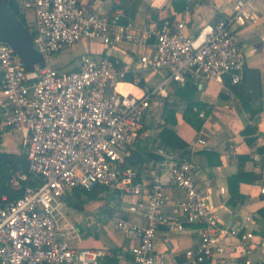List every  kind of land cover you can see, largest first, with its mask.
I'll return each instance as SVG.
<instances>
[{
    "label": "built area",
    "instance_id": "built-area-1",
    "mask_svg": "<svg viewBox=\"0 0 264 264\" xmlns=\"http://www.w3.org/2000/svg\"><path fill=\"white\" fill-rule=\"evenodd\" d=\"M15 3L18 16L26 19L32 11L33 42L46 60L82 39L99 41L107 49L129 43L150 49L140 56L138 68L166 75L140 95L123 92L119 84L128 81L133 68L107 55L84 53L77 67L70 70L47 62L27 71L13 48L0 39L3 117L21 133L30 161V173L18 168L9 180L10 187L23 194L0 204V264H103L104 248H77L61 226L64 195L78 188L91 191L97 187L135 196L128 210L144 222L130 217L115 221L120 232L138 240L131 247L135 264H204L225 254L228 235L239 238L237 256L251 264L254 231L243 232L241 225L221 227L211 194L199 188L189 158L172 155L156 160L159 175L149 187L127 165V159L152 100L168 96L173 83L183 85L190 80L204 85L211 80L225 83L226 79L230 86L244 83L246 57L239 30L255 20L254 1L234 0L230 14L194 36L186 34L184 18L137 24L125 21L123 7L105 14L86 9L81 0ZM199 116L205 118V110L201 109ZM197 142L205 144L206 140L199 137ZM31 174L36 177L34 184ZM165 177L183 191L170 212L164 210ZM247 219L251 221V217ZM191 225H196L198 241L185 250L184 259H168L155 252L161 227L182 230Z\"/></svg>",
    "mask_w": 264,
    "mask_h": 264
},
{
    "label": "crops",
    "instance_id": "crops-1",
    "mask_svg": "<svg viewBox=\"0 0 264 264\" xmlns=\"http://www.w3.org/2000/svg\"><path fill=\"white\" fill-rule=\"evenodd\" d=\"M118 0H81L82 5L90 10L110 13L114 2ZM255 20L239 30L240 45L246 57V70H257L261 77L262 99L258 104L254 99L250 103L260 111L251 118L250 112L243 108L239 94L230 84L211 80L201 85L193 81L185 84L173 83L169 95L156 96L143 122V128L132 139V161L127 165L138 168L139 177L146 186H150L159 175L156 160L177 155L189 158L194 165V174L199 188L208 191L221 227L241 225L242 231L253 230L255 246L250 255L251 264H264V217L260 209L264 207V0H253ZM234 0H142L133 21L160 23L161 18L169 17L173 22L184 18L187 22L186 34L197 35L208 24H214L220 17L233 10ZM29 26L34 25V15L29 11L26 16ZM152 42L154 39L151 40ZM80 49L76 56L77 49ZM64 54L60 65L49 63L61 70L77 67L82 54H103L120 65L133 68L128 74V81L119 84L123 92L140 95L145 89L159 83L166 75L164 71L143 70L138 68L139 58L149 53L150 49L129 43H121L116 49H107L99 41L82 39ZM246 95V76L244 81ZM190 101H201L213 106L205 117L204 125L197 130L184 118L183 113ZM205 110V109H203ZM4 107L0 104V149L18 155H26L23 137L4 121ZM248 125H256L257 131L243 134ZM167 129L168 140L161 132ZM202 137L205 144L198 143ZM250 138L251 141L247 139ZM23 151V153L21 152ZM20 168V167H19ZM163 170L160 171L162 173ZM243 174L240 181H231L236 175ZM163 193L167 197L164 210L170 212L173 202L183 196V191L165 177ZM224 187L225 192L220 191ZM234 191V192H233ZM135 196L121 190L112 191L103 187L88 191L74 189L63 197V205L69 201V211L76 212L74 217L65 219V229L70 242L77 248L100 247L107 253L103 264H135L131 247L138 243L115 227L117 218L130 217L143 223V218L128 210L129 203ZM248 216L251 221H248ZM195 226L182 230H168L161 227L155 245V252L166 258L184 259L186 249L197 245L198 237ZM226 252L222 257H215L204 264H246L238 257L240 240L236 235L224 239Z\"/></svg>",
    "mask_w": 264,
    "mask_h": 264
},
{
    "label": "trees",
    "instance_id": "trees-1",
    "mask_svg": "<svg viewBox=\"0 0 264 264\" xmlns=\"http://www.w3.org/2000/svg\"><path fill=\"white\" fill-rule=\"evenodd\" d=\"M6 1L10 5V7L15 11V13L18 14L15 0H6ZM141 2L142 0H118L117 2L116 1L114 2L113 9L117 7H123L126 12V16H127L125 21L133 20L136 12L139 9ZM19 17L30 28V26L26 22V19L21 15H19ZM163 19L164 18H161L160 22ZM227 83L229 84L228 80H227ZM231 87L236 89V91L238 92L239 94L238 96L241 100L243 108L250 112L251 118H254V115L260 111V107L254 108L251 105L250 99H248L245 95L244 84L240 86H231ZM212 108H213L212 105L203 103L201 101H190L184 110L183 118L194 128H196L197 130H200L204 125L205 118H202L199 116V111L201 109H205V112L208 114L212 110ZM257 129L258 128L256 125H248L247 127L244 128L243 134L247 135V134L254 133L257 131ZM168 133L169 132L167 131V129H163L161 132L162 138L165 141H167L169 145H172L174 148H176V144L168 140V135H169ZM247 140L251 141L250 138H248ZM259 150L261 151L264 150V147L259 148ZM16 157L17 155L15 153L3 151L0 149V204H4L7 200L18 198L23 194L22 190H14L9 185V180L11 178L12 173L19 168V165L17 164V161H16ZM128 159L132 161L133 156H130ZM132 168L137 171L138 179H140L138 168H135V167H132ZM242 178H243V174L241 173L240 175H236L232 177L230 180L238 182ZM30 182L32 184L35 183V181L32 179L30 180ZM260 213L264 217V207L260 209Z\"/></svg>",
    "mask_w": 264,
    "mask_h": 264
},
{
    "label": "water",
    "instance_id": "water-1",
    "mask_svg": "<svg viewBox=\"0 0 264 264\" xmlns=\"http://www.w3.org/2000/svg\"><path fill=\"white\" fill-rule=\"evenodd\" d=\"M0 39L13 48L27 71H33L36 66L43 67L47 64L45 56L34 45L31 28L21 20L6 0H0ZM262 94L259 72L252 69L247 70L246 97L260 104ZM16 161L24 173H30V161L26 155H18ZM30 177L36 181L35 175L31 174Z\"/></svg>",
    "mask_w": 264,
    "mask_h": 264
},
{
    "label": "rangeland",
    "instance_id": "rangeland-1",
    "mask_svg": "<svg viewBox=\"0 0 264 264\" xmlns=\"http://www.w3.org/2000/svg\"><path fill=\"white\" fill-rule=\"evenodd\" d=\"M79 42H82V40H80ZM76 44V43H75ZM80 49L81 48H79V49H77L76 50V52H77V54H76V56L77 55H79L78 53L80 52ZM62 54H64L66 57H68V54H69V50H63L62 52H60L59 54H57V55H54V56H50L49 57V59H48V62L51 64V63H54V64H56V65H60V64H62V62H63V56H61ZM22 153H23V151H21ZM69 207H71V205L69 204V201H67L64 205H62V209L66 212V211H68V213H67V216L68 217H74V216H76L77 215V213L76 212H73L72 210L71 211H69Z\"/></svg>",
    "mask_w": 264,
    "mask_h": 264
}]
</instances>
